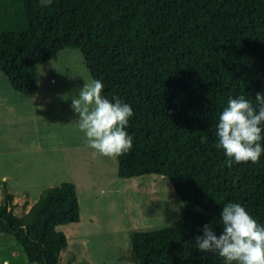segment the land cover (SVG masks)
<instances>
[{
  "label": "trees",
  "instance_id": "16d2710c",
  "mask_svg": "<svg viewBox=\"0 0 264 264\" xmlns=\"http://www.w3.org/2000/svg\"><path fill=\"white\" fill-rule=\"evenodd\" d=\"M65 49L81 55L106 98L132 108L133 147L115 157L117 177L165 178L183 205L175 226L130 235V264H225L195 237L209 223L222 233L229 202L264 225V153L228 167L216 147L229 98L258 108L264 93V0H0V72L14 92L32 96L37 67ZM13 199L0 203V235L29 264H58L66 238L56 229L80 220L74 185L44 190L21 216Z\"/></svg>",
  "mask_w": 264,
  "mask_h": 264
},
{
  "label": "rangeland",
  "instance_id": "374dc122",
  "mask_svg": "<svg viewBox=\"0 0 264 264\" xmlns=\"http://www.w3.org/2000/svg\"><path fill=\"white\" fill-rule=\"evenodd\" d=\"M89 82L83 58L68 49L37 67L32 96L0 72V203L12 194L21 216L44 190L72 183L80 220L56 229L66 238L58 264H130V235L175 226L183 205L167 179H119L116 158L88 147L71 105ZM0 264H29L11 236L0 235Z\"/></svg>",
  "mask_w": 264,
  "mask_h": 264
},
{
  "label": "clouds",
  "instance_id": "9594fccd",
  "mask_svg": "<svg viewBox=\"0 0 264 264\" xmlns=\"http://www.w3.org/2000/svg\"><path fill=\"white\" fill-rule=\"evenodd\" d=\"M52 0H40L45 7ZM104 85L99 79L84 83L78 95L72 98V109L78 115L79 129L84 132L88 147L94 154L104 157H119L133 147V137L126 130L133 116L130 105L119 97L112 101L103 93ZM114 101V102H113ZM255 101L244 96L229 98L216 125L218 143L227 157L226 165L233 163H258L264 153V93H257ZM205 143L206 138L201 137ZM222 233L217 236L211 223L201 229L202 235L195 237L200 252L216 251L225 264H264V225L258 224L239 203L225 204L220 213Z\"/></svg>",
  "mask_w": 264,
  "mask_h": 264
}]
</instances>
